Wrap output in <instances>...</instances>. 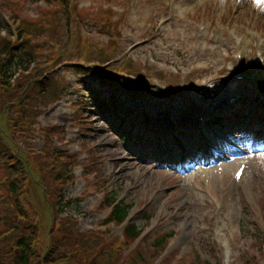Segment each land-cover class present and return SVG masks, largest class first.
Listing matches in <instances>:
<instances>
[{"label":"rangeland","instance_id":"1","mask_svg":"<svg viewBox=\"0 0 264 264\" xmlns=\"http://www.w3.org/2000/svg\"><path fill=\"white\" fill-rule=\"evenodd\" d=\"M259 30L255 0H0V50L24 43L10 82L0 73V264H18L20 237L29 264H264V152L252 148L264 95L238 81L250 112L228 104L238 74L264 79L248 65L264 59ZM111 68L117 81L102 82ZM214 96L226 110L196 121L191 99ZM211 117L229 127L209 141L240 150L199 144ZM125 164L147 166L145 188ZM114 201L131 205L122 224L108 223Z\"/></svg>","mask_w":264,"mask_h":264},{"label":"bare ground","instance_id":"2","mask_svg":"<svg viewBox=\"0 0 264 264\" xmlns=\"http://www.w3.org/2000/svg\"><path fill=\"white\" fill-rule=\"evenodd\" d=\"M247 4V2L245 3L244 2V5H246ZM240 6V5H239ZM239 6H238V8H239ZM242 9H244V6H242ZM239 12V15L240 16H250L251 14H250V12H248V11H243V10H240V11H238ZM260 19V18H259ZM259 19H257V20H259ZM262 20V19H261ZM261 20L260 21H258L259 23H258V25H256V29L258 30L259 29V27H260V23H261ZM263 21V20H262ZM256 23H257V21H255ZM260 31V33H261V35H264V30H259ZM258 31V32H259ZM262 47H264V46H262ZM205 49H207V47H205ZM204 49V50H205ZM215 49H217V48H215ZM242 56H240L239 58H238V60L237 61H235L234 62V65H237L238 63H240V62H243L244 61V59L246 58L243 54H241ZM263 56V55H262ZM262 62H260L258 65L257 64H255V62L254 61H252V60H250V61H248V65H250V66H254V67H256L257 69H260V68H264V59H262L261 60ZM233 64V63H232ZM232 64H231V66H232ZM236 72H238L237 70H238V68L237 67H235V69H234ZM238 81H246V82H248V85L249 84H255V86L257 87L256 88V95L254 94L253 96H256L254 99H257V98H259L262 94L264 95V92H262L261 91V89H262V87L264 86L263 85V83L262 82H264V79H257V78H255L254 76H250V74L249 75H247V76H245V75H239L238 74V78H236L235 80H234V83H236L234 86L233 85H228V88H230L229 90H234V92H236L237 94H238V92H237V88H236V86L238 85ZM230 92V91H229ZM238 96L239 97H237V98H234V96H232L233 97V102H228V104H230L231 105V108L232 109H235V110H239L240 112H241V116H243V115H245V113L244 112H250V109L249 108H245V106H247V101H244V99H246L247 100V98H245L246 96H250V94H238ZM226 97V94L224 95V98ZM213 99V102L211 101V102H207V103H205V102H202V101H198V100H194V99H191V101H192V104H193V110H196V108H197V111H198V113L195 115L196 117V121L197 120H199L200 118H201V116L200 115H203L204 113H202L203 111H205V113L207 112V110L209 109V107L211 106L212 108H210L211 109V111H213V112H218L219 111V113H221L222 114V112L221 111H225L226 109V104H223V105H220L221 103V101H223V100H221V99H218V97L217 96H214V97H212ZM258 100V99H257ZM239 102V105L238 106H236L235 105V102ZM261 104H263L264 105V99L261 101ZM214 107H218V109L216 110V108H214ZM263 109H264V107H263ZM192 110V109H191ZM193 110H192V112H193ZM147 114L148 115H151V117H153V116H155V114H157L155 111H153V113H151V111H147ZM192 114V113H191ZM181 116H184V118H182V119H180V123H181V125L182 126H185L186 124H187V126H190L189 125V120H190V116H189V114H183V115H181ZM191 116H193V115H191ZM166 118H168V115H165L164 116V119H166ZM181 118V117H180ZM212 118H214V117H211V118H209V120L207 121V124H209L210 123V121L212 120ZM245 118V117H244ZM148 119H150L148 116H147V121H148ZM163 119V120H164ZM261 121H264V120H261ZM164 122V121H163ZM205 122H206V120H205ZM209 122V123H208ZM257 122H259L261 125H256V127H255V129H253V131L254 130H256V131H258V137L256 138V148H258V150L260 151V152H264V122L262 123V122H260V121H257ZM191 127H194V125H191ZM204 126H202V125H200V126H197V127H195V129L197 130V129H202ZM188 128H190V127H188ZM188 128H186V129H188ZM186 129H183L184 131H186V134L185 135H187V134H189V135H191L192 133L189 131V130H193V129H188V130H186ZM252 130L250 131V127H247V129H246V132H244V135H245V138H248V137H250V138H252V136H250V134L253 132ZM251 132V133H250ZM239 133L240 132H235L234 133V136H236V137H238L239 136ZM163 134H165V131H163ZM163 134H161L162 135V137H160L159 138V142L161 141V139L164 137V135ZM256 134V135H257ZM255 139V138H254ZM142 143V142H141ZM139 146H141V145H139ZM143 148H144V150L143 149H138V150H141V151H143V153L145 152V151H148V149L149 148H147L146 146H143ZM154 150V149H153ZM137 151V150H136ZM113 152H115V150H113L112 151V153ZM162 150H160V154L159 155H161L162 154ZM111 153V154H112ZM121 154V153H120ZM136 155H138L137 153H136ZM120 157L122 158V159H124V156L122 157L121 155H120ZM124 165V164H123ZM126 166H127V170H130V169H134V168H136L135 169V179H137L138 181H139V183H140V185H141V187H144L145 188V185H146V181L143 179V178H141L140 177V175L142 174V173H145V169L147 168V166L145 165V166H136L135 164V166L134 165H127V164H125ZM120 169V168H119ZM239 169H241V168H239ZM123 175H126V172H125V170H122V169H120L119 170V173L118 174H116V177H114V180L116 181V182H121L122 181V177H123ZM183 236V235H182ZM182 240H183V238H182Z\"/></svg>","mask_w":264,"mask_h":264},{"label":"trees","instance_id":"3","mask_svg":"<svg viewBox=\"0 0 264 264\" xmlns=\"http://www.w3.org/2000/svg\"><path fill=\"white\" fill-rule=\"evenodd\" d=\"M4 32L6 33V35L4 36V38L6 37H10L13 35V33L11 32V30L8 29H4ZM22 34L20 32L19 38L18 40H20ZM23 40H21L19 45H12L10 44V40L9 42H5L4 46L2 47V49L0 50V56H3L5 58H7L4 63H2L0 66V73L3 75V77L6 79L5 83H9L11 78H12V74H11V66L14 67V65H17L18 67L21 66V64L23 63V46L24 43H22ZM125 64H128L129 62L127 60H125ZM25 68V66H23ZM108 71L110 69H107ZM116 69L115 68H111V71L107 72L104 69H97V72L99 73V78L101 79L102 82L105 83H115L117 81V76L115 75L116 73ZM131 75H129L130 77ZM137 76H134V78ZM132 80H134L132 78ZM125 86H127V88L130 90V88L132 89L133 86H138L136 83H132V82H127L124 83L122 82ZM140 87V86H138ZM98 105V104H97ZM214 124H219V122L215 121ZM8 134V132H6ZM4 148L6 149V147L4 146ZM7 151H9V147H7ZM11 190L12 192H15V185L11 182ZM111 199V197H109ZM108 198V199H109ZM110 211H109V216H108V223L112 222V223H118V224H122L125 221V218L128 215V210L131 207V205H127V204H123L121 202H115L112 203L110 206ZM124 234L128 235L130 238H132V240H136L138 237H140V235L142 234V228L135 226V225H127L126 227L123 228ZM21 239L18 241L17 243V255H16V259L18 260V264H29L30 260H28L30 252H29V248H30V243H29V238L26 237H20ZM161 239L159 238V240L156 241V243H158Z\"/></svg>","mask_w":264,"mask_h":264},{"label":"snow or ice","instance_id":"4","mask_svg":"<svg viewBox=\"0 0 264 264\" xmlns=\"http://www.w3.org/2000/svg\"><path fill=\"white\" fill-rule=\"evenodd\" d=\"M255 2H256L258 5L264 7V0H255Z\"/></svg>","mask_w":264,"mask_h":264},{"label":"water","instance_id":"5","mask_svg":"<svg viewBox=\"0 0 264 264\" xmlns=\"http://www.w3.org/2000/svg\"><path fill=\"white\" fill-rule=\"evenodd\" d=\"M263 83V85H264V82H262ZM262 91H264V86L262 87V89H261Z\"/></svg>","mask_w":264,"mask_h":264}]
</instances>
